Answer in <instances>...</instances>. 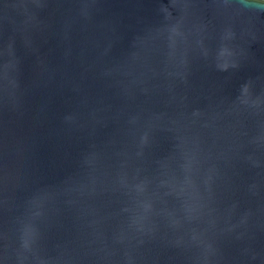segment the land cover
<instances>
[{
    "label": "water",
    "instance_id": "95a60500",
    "mask_svg": "<svg viewBox=\"0 0 264 264\" xmlns=\"http://www.w3.org/2000/svg\"><path fill=\"white\" fill-rule=\"evenodd\" d=\"M0 264H264V0H0Z\"/></svg>",
    "mask_w": 264,
    "mask_h": 264
}]
</instances>
